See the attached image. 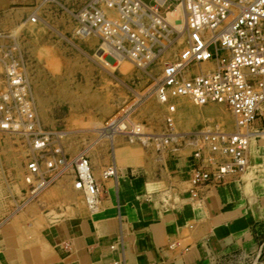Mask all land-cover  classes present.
I'll use <instances>...</instances> for the list:
<instances>
[{
	"label": "rangeland",
	"instance_id": "1",
	"mask_svg": "<svg viewBox=\"0 0 264 264\" xmlns=\"http://www.w3.org/2000/svg\"><path fill=\"white\" fill-rule=\"evenodd\" d=\"M87 1L0 0V89L6 86L10 71H24L40 126L52 133V145L60 146L69 160L87 152L98 179L113 162L118 170L132 165L142 174L156 175L173 150L190 155L198 148L195 137L189 135L215 124L222 130L236 129L225 105H197L188 96H180L173 100L177 105L174 126L177 134L181 131L186 136L175 135L164 144L160 137L166 133V104L157 98L156 85L165 63L182 51L185 38L168 43L145 68L126 58L102 56L99 38H80L74 33V14ZM177 2L168 0L160 11L173 9ZM180 12L178 18L184 16L183 7ZM31 14L36 21L29 18ZM5 107L0 103V116L9 113ZM124 120L142 124L145 136L130 142L111 126ZM105 130L110 132L104 134ZM261 133L252 139L250 148L264 144ZM30 155L23 134L0 130V226L22 245L32 246L47 224L84 216L89 210L82 192L73 185L69 167L31 196L25 181Z\"/></svg>",
	"mask_w": 264,
	"mask_h": 264
},
{
	"label": "built area",
	"instance_id": "2",
	"mask_svg": "<svg viewBox=\"0 0 264 264\" xmlns=\"http://www.w3.org/2000/svg\"><path fill=\"white\" fill-rule=\"evenodd\" d=\"M167 2L88 0L74 14V33L80 38L96 36L105 54L145 68L172 41L174 30L165 21L171 8L165 13L160 11ZM178 3L184 5L188 34L178 57L165 63L156 85L157 98L166 104V133L160 139L165 144L178 136L174 126L177 105L173 100L180 96H188L197 105L224 104L236 124L234 131L215 124L190 135L199 144L194 157L202 162L192 178L194 192L200 185L219 182L229 173H242L249 166L251 134L255 133L251 126L264 103V0ZM36 20L33 16L32 21ZM201 64L208 66L199 68ZM0 103L9 109L0 116V130L23 134L31 148L25 173L30 195L37 196L69 167L73 185L82 192L88 210H99L102 187L90 156L82 151L69 160L60 146L52 145V133L40 126L22 69L10 71L6 86L0 89ZM121 122L118 132L130 142L145 136L142 124ZM117 176L115 162L102 172L104 180Z\"/></svg>",
	"mask_w": 264,
	"mask_h": 264
},
{
	"label": "crops",
	"instance_id": "3",
	"mask_svg": "<svg viewBox=\"0 0 264 264\" xmlns=\"http://www.w3.org/2000/svg\"><path fill=\"white\" fill-rule=\"evenodd\" d=\"M251 127L264 130V103ZM257 145L246 171L194 192L202 164L194 151L173 150L156 175L126 165L117 177L101 176L99 210L47 224L32 246L1 225L0 264H264V144Z\"/></svg>",
	"mask_w": 264,
	"mask_h": 264
},
{
	"label": "bare ground",
	"instance_id": "4",
	"mask_svg": "<svg viewBox=\"0 0 264 264\" xmlns=\"http://www.w3.org/2000/svg\"><path fill=\"white\" fill-rule=\"evenodd\" d=\"M160 1H162V0H160ZM178 6V7H177ZM177 7V8H176ZM184 8V5H183V3H178L174 8H176L174 11H172V12H169V13H167V16L165 17V21L168 23V25H170V26H172V30H174V35H173V37H172V41L173 40H176V38H185V41H186V38H187V34H188V31H187V28H186V14H185V9H184V16L183 17H181V18H178L180 15H181V12H180V9L181 8ZM173 8V9H174ZM173 9H171V10H173ZM168 17H169V19H168ZM178 18V19H177ZM177 19V24H175L174 22H175V20ZM171 41V42H172ZM185 41H184V44H185ZM102 56H105V53L104 52H102ZM120 59H124V58H122V57H118V60H120ZM199 66H202V64L201 65H199ZM224 105V104H223ZM121 122V121H120ZM121 126H122V122L120 123V124H114L112 127H115V128H117L118 130L121 128ZM111 127V128H112ZM104 130V129H103ZM110 132V130H105L104 131V134L105 133H109ZM255 133H257V132H255ZM255 133H252L251 134V141H252V139L253 138H255L254 136L256 135ZM261 133V132H260ZM262 135H264V131L261 133ZM189 137H190V135H189ZM250 145H251V142H250ZM249 150H250V147H249ZM48 186V185H47Z\"/></svg>",
	"mask_w": 264,
	"mask_h": 264
}]
</instances>
